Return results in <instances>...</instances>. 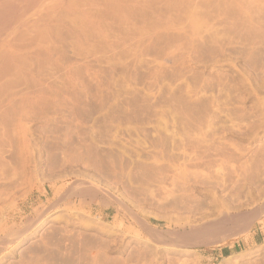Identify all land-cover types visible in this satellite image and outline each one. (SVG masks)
I'll return each instance as SVG.
<instances>
[{
    "label": "rangeland",
    "instance_id": "1",
    "mask_svg": "<svg viewBox=\"0 0 264 264\" xmlns=\"http://www.w3.org/2000/svg\"><path fill=\"white\" fill-rule=\"evenodd\" d=\"M10 2L0 264H264V0Z\"/></svg>",
    "mask_w": 264,
    "mask_h": 264
},
{
    "label": "bare ground",
    "instance_id": "2",
    "mask_svg": "<svg viewBox=\"0 0 264 264\" xmlns=\"http://www.w3.org/2000/svg\"><path fill=\"white\" fill-rule=\"evenodd\" d=\"M10 3H11L10 0H0V20L1 19L3 20L6 17V14L8 13V11L11 9ZM156 231L157 230H155V232ZM157 233L159 234V231H157ZM157 233H156V235H158ZM152 234H154V233H152Z\"/></svg>",
    "mask_w": 264,
    "mask_h": 264
}]
</instances>
